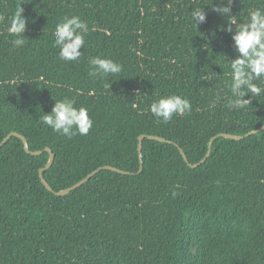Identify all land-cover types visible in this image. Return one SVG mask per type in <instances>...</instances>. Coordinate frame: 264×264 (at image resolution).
<instances>
[{"label":"trees","instance_id":"trees-1","mask_svg":"<svg viewBox=\"0 0 264 264\" xmlns=\"http://www.w3.org/2000/svg\"><path fill=\"white\" fill-rule=\"evenodd\" d=\"M211 3L0 0V142L15 132L42 151L26 154L15 137L0 148V264H264V131L217 137L264 126V94L246 96L243 109L227 106V64L238 53L220 30L227 17ZM20 4L28 40L14 48L6 28ZM194 8L207 14L197 29ZM257 8L264 0H233L231 14L244 22ZM65 16L89 27L77 61L60 60L54 46ZM94 56L123 72L90 77ZM170 95L187 98L192 110L159 122L149 105ZM63 98L88 110L87 135L68 139L40 122ZM140 135L169 143L144 138L136 175ZM45 148L54 160L42 175L54 192L103 166L129 175L102 170L58 197L39 179Z\"/></svg>","mask_w":264,"mask_h":264},{"label":"clouds","instance_id":"clouds-1","mask_svg":"<svg viewBox=\"0 0 264 264\" xmlns=\"http://www.w3.org/2000/svg\"><path fill=\"white\" fill-rule=\"evenodd\" d=\"M232 3L233 0H227L228 6H219L212 0L211 11L227 17L225 25H222L220 30L230 34L238 53L237 58L227 64L231 77L230 83L226 85L231 92L227 106L243 109L251 103V100L245 99L246 96L251 94L253 98L264 94V87L258 83L264 80V10L254 9L244 22H239L237 17L231 14ZM190 17L193 27L197 29L200 24L207 21L205 8L192 9ZM26 25L27 20L23 16L20 4L10 17L6 28L8 35L13 37L11 43L14 48H20L28 40L24 37ZM88 32V24L79 16H65L56 23L52 35L54 46L59 48V59L66 62L77 61L82 55L80 49L85 45V36ZM88 67L90 77L105 78L123 72L122 64L100 56L90 57ZM191 110L190 101L179 95L160 97L149 105L151 114L163 123ZM40 122L68 139L77 134L87 135L93 127L88 110L84 107H75L74 101L68 98L55 101L51 113L43 114Z\"/></svg>","mask_w":264,"mask_h":264},{"label":"water","instance_id":"water-1","mask_svg":"<svg viewBox=\"0 0 264 264\" xmlns=\"http://www.w3.org/2000/svg\"><path fill=\"white\" fill-rule=\"evenodd\" d=\"M261 131H264V126L258 128L257 130H254V131H251L247 134H245L244 136H236V135H230V134H220L218 135L217 137H221V138H224V139H229V140H234V141H240L246 137H249L251 135H254L256 134L257 132H261ZM11 137H15L17 139H19L21 142H22V145H23V148H24V151L26 154L28 155H31V156H38L42 153V151H30L29 148H28V143L25 139V137L19 135L18 133H15V132H12V133H9L8 135H6L2 141L0 142V148L11 138ZM217 137H213L210 139L209 141V145H208V151L205 155V157L200 161V163H203L208 155H209V151H210V144L212 141H214ZM144 138H147L148 140H153V141H157V142H161V143H165V142H168L166 141L165 139L161 138V137H157V136H145V135H140L138 137V146H137V152H138V155H139V158H140V168H139V171L136 173V175H138L141 170H142V161H141V143H142V140ZM169 143V142H168ZM175 147H177V149L179 150V153L181 155V157L183 158V160L187 163V158L185 156V154L183 153V151L177 146L175 145ZM44 152L48 153V161L46 163V165L44 166V168L40 169L38 171V175H39V179H40V182L41 184L44 186V188L48 191V192H51L53 193L55 196H58V197H61V196H64L66 194H68L70 191L76 189L77 187L81 186L82 184L86 183L88 180H90L94 175H96L98 172L102 171V170H108V171H112V172H115V173H118V174H122V175H129L128 172H124L122 170H119L117 168H113V167H110V166H103V167H100V168H97L95 169L94 171H92L91 173H89L85 178H83L82 180H80L79 182L75 183L74 185H72L71 187L67 188V189H64V190H61V191H58V192H54L52 190V188L47 184V182L44 180L43 178V171L46 170V169H49L50 166L52 165L53 163V160H54V156L52 154V152L50 151V149L48 148H45L44 149ZM198 164H194V165H191L190 167L191 168H195L197 167Z\"/></svg>","mask_w":264,"mask_h":264},{"label":"rangeland","instance_id":"rangeland-1","mask_svg":"<svg viewBox=\"0 0 264 264\" xmlns=\"http://www.w3.org/2000/svg\"><path fill=\"white\" fill-rule=\"evenodd\" d=\"M191 251L194 252V249H192Z\"/></svg>","mask_w":264,"mask_h":264}]
</instances>
